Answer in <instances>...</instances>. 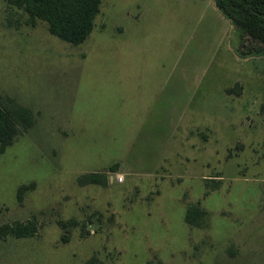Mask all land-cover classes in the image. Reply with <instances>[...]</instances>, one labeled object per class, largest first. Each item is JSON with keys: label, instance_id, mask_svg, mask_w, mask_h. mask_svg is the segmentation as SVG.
Here are the masks:
<instances>
[{"label": "rangeland", "instance_id": "1", "mask_svg": "<svg viewBox=\"0 0 264 264\" xmlns=\"http://www.w3.org/2000/svg\"><path fill=\"white\" fill-rule=\"evenodd\" d=\"M216 18L196 0H101L72 45L0 0V97L35 115L0 155V226L37 225L0 239V264H264V46ZM93 171L107 186L80 185Z\"/></svg>", "mask_w": 264, "mask_h": 264}, {"label": "trees", "instance_id": "2", "mask_svg": "<svg viewBox=\"0 0 264 264\" xmlns=\"http://www.w3.org/2000/svg\"><path fill=\"white\" fill-rule=\"evenodd\" d=\"M217 9L243 35L264 46V0H214ZM7 5L28 14L31 22L41 20L47 24L51 35L60 40L79 45L91 33L99 14L101 0H6ZM233 88L229 90L232 92ZM35 121L33 112L9 97H0V155L10 147L22 131L29 130ZM117 165L111 167L112 172ZM80 185L95 184L107 186L108 179L103 174L84 175ZM32 188V185H31ZM26 187L18 189L19 199ZM205 212L199 205L186 209L184 221L191 227L202 225ZM37 225L27 223L4 224L0 226V239L11 236L17 239L34 237ZM83 264H102L91 257Z\"/></svg>", "mask_w": 264, "mask_h": 264}, {"label": "crops", "instance_id": "3", "mask_svg": "<svg viewBox=\"0 0 264 264\" xmlns=\"http://www.w3.org/2000/svg\"><path fill=\"white\" fill-rule=\"evenodd\" d=\"M198 3H199V6H202L207 12H209V14H213V15H215L216 17H218V18H216L217 20H219L222 24H223V26H224V28H225V30L229 33L230 32V27L231 26H229V24H227V23H229V22H227V20H225V17H224V15L217 9V7H216V5H215V2H214V0H196ZM100 12V11H99ZM98 16V15H97ZM97 18V17H96ZM94 27H95V21H94V26H93V29H94ZM93 29H92V31H93ZM117 29H119V30H123L122 29V27H117ZM233 29V28H232ZM91 31V32H92ZM225 32V31H224ZM91 34V33H90ZM90 34H89V36H90ZM224 34H227V33H224ZM89 36L87 37V39L83 42V43H85L86 41H88V39H89ZM225 39L227 40V39H229V37L227 36V35H225ZM82 44V43H81ZM190 76H188V78H189ZM65 79H64V82L62 83V85H61V87H62V91H63V89H68V90H73L75 87H76V85H77V82H78V79H79V77H77L76 75L75 76H70V75H68V76H65L64 77ZM236 83V82H235ZM194 86H196V89H199L200 87L198 86V81H196L195 82V84H194ZM230 87V86H229ZM218 103H222V100H221V98L219 99V101H218ZM21 106H23V105H21ZM219 106H221L220 104H219ZM222 106H223V108H221L220 110L222 111V110H224V108H226V105H224V103L222 104ZM23 107H25V106H23ZM25 108H28L29 109V107H25ZM31 111L33 112V114H34V111L32 110V108H31ZM206 113L207 111H206V109L205 110H201V109H199V108H196L192 113ZM208 113H210V112H208ZM35 116V115H34ZM180 125V124H179ZM187 127H189L188 125H187ZM32 128V127H31ZM179 128V126H177V128L176 129H178ZM198 128H201V129H203V131H204V133L206 134V132H208V133H210V126L209 125H205V126H199V127H196V128H188L187 130H186V133H185V137H186V142L189 140V138H190V133H191V130H194V131H196V130H198ZM189 134V135H188ZM205 134H203V138H206V136H205ZM192 137V136H191ZM200 137H202V136H200ZM63 145H64V143H63ZM113 162H115V161H113ZM113 162H110L106 167H107V169L108 168H110V167H112V166H114L115 164L117 165V169L113 172V173H116V172H118V170H119V168L120 169H122V162L121 163H119V162H115L114 164H111V163H113ZM99 173H102V171L101 172H97V171H93V172H88L86 175H89V174H99Z\"/></svg>", "mask_w": 264, "mask_h": 264}, {"label": "built area", "instance_id": "4", "mask_svg": "<svg viewBox=\"0 0 264 264\" xmlns=\"http://www.w3.org/2000/svg\"><path fill=\"white\" fill-rule=\"evenodd\" d=\"M117 181H119V182H120V181H121V179H120V178H118V179H117Z\"/></svg>", "mask_w": 264, "mask_h": 264}]
</instances>
